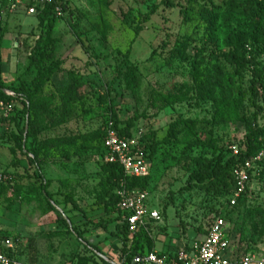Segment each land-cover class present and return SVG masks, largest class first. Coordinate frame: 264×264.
I'll list each match as a JSON object with an SVG mask.
<instances>
[{
  "label": "rangeland",
  "instance_id": "1",
  "mask_svg": "<svg viewBox=\"0 0 264 264\" xmlns=\"http://www.w3.org/2000/svg\"><path fill=\"white\" fill-rule=\"evenodd\" d=\"M15 1L0 0V74L32 98V135L20 137L21 105L0 101V171L11 178L0 188V236L21 259L99 264L76 234L105 261L121 258L134 234L104 195L101 138L112 114L119 129L131 123L128 137L146 156L154 147L144 188L160 215L146 227L151 242L193 244L218 215L237 250L264 253V140L248 158L262 154L259 175L237 207L219 185L191 178L231 147L244 151L251 118L264 129V15L245 13L248 0H61L46 38L45 23ZM53 62L60 69L48 74Z\"/></svg>",
  "mask_w": 264,
  "mask_h": 264
},
{
  "label": "built area",
  "instance_id": "2",
  "mask_svg": "<svg viewBox=\"0 0 264 264\" xmlns=\"http://www.w3.org/2000/svg\"><path fill=\"white\" fill-rule=\"evenodd\" d=\"M32 1V5L24 2ZM54 0H16L11 8L21 5L27 15L36 13V6L52 4ZM56 15L61 14V7L55 6ZM5 93V92H4ZM12 96V93L6 92ZM2 104V103H1ZM8 110L12 106H6ZM105 150L104 162L119 165L127 178H143L150 173V164L142 152L137 139L133 137H120L113 130L108 129L103 140ZM233 156L238 155L235 146L231 147ZM261 153L246 159L239 167L232 171L234 188L228 197L227 206L232 208L239 199L248 195L252 189L254 178L259 175V162ZM11 178L8 173L0 171V185L9 184ZM118 198L117 208L123 213L128 232L136 233L140 228L146 229L148 223L160 220L158 211L148 205V193L144 190L128 189L120 183L116 190ZM15 245L11 239L0 236V264H30L12 257ZM108 262V260H106ZM109 263V262H108ZM112 264V263H109ZM131 264H264V253L243 252L235 248L233 240L227 230L226 221L221 216L213 218L205 235L194 242L188 250H179L175 254H158L148 252L137 255Z\"/></svg>",
  "mask_w": 264,
  "mask_h": 264
},
{
  "label": "trees",
  "instance_id": "3",
  "mask_svg": "<svg viewBox=\"0 0 264 264\" xmlns=\"http://www.w3.org/2000/svg\"><path fill=\"white\" fill-rule=\"evenodd\" d=\"M28 5H32V1L29 2ZM55 6H61V0H54L52 4H45V5H38L36 6V13L32 16L39 18V21L41 23H45V27H47V31L45 33V37L49 38L50 35V28L53 24L54 18H55V12L54 8ZM243 11L245 13H251L255 12L258 15H264V0H248L246 2V6L244 7ZM3 36L0 35V51H1V44H2ZM61 62H53L49 68H48V74H53L60 69ZM0 67H1V57H0ZM4 91H10L12 93V96L6 95ZM9 92V93H10ZM26 99V100H25ZM0 101L3 102H15L19 105H21V108L17 110V112L23 116V118L27 119L28 122V131L25 132V124L23 122V126L20 128V137L24 138V133H26V139L31 138V125H32V116L31 111L33 110V103L32 98L30 95L21 90V88H14V87H7L1 78L0 74ZM13 109H16L15 106H13ZM256 116L251 118L249 120V134L247 136L248 142L245 144L244 151L238 152L237 156H230L226 160H224L221 156H218L215 158L214 165L212 166V163H208L205 165L204 170L201 172V174H195L192 175L191 178L196 180L200 184H204L205 181H208L206 184L208 187H214V186H220L218 191H221V195H226L227 199L231 195L234 184H233V177H232V171L234 168L239 167L246 159H248L250 156L257 153L259 150L262 149V140H264V129L263 127L259 126ZM111 119L113 120V130H116L120 137H128L129 136V130L131 127V123H127L125 128L119 129L118 128V119L117 116L112 114ZM106 132H103L102 134V148H103V140L105 138ZM154 145H157L155 143ZM153 146H149V150H145L146 152H149V156H146V158L149 159L151 156V153L153 151ZM104 153L105 150L103 149ZM104 171L106 173V189L104 190V195L110 198L112 201V204H115L117 213L119 214L118 219L121 222V228L124 230L123 232L127 235L128 227L123 220L122 215L123 213L117 208V202L118 198L116 196V190L119 188L120 183H123L128 189H138V190H144L145 184L147 183L148 176L143 178H127L124 176L122 169L119 167V165L114 163H104ZM36 177L41 180L40 182V191L44 197V199L47 202H50V196L46 192V185H45V179L43 176L39 173H35ZM8 184H1L0 188L7 187ZM242 199H239L237 201V204L233 206L231 209L237 207L238 203L242 201ZM228 202V200H227ZM226 202V203H227ZM218 216V215H217ZM230 237L233 238L232 233ZM122 247L120 249L122 264H131V260L133 257L137 255H143L145 253L151 252L152 250V244L151 240L149 239V232L147 229L140 228L136 233H134L131 240H129L127 237H125ZM136 238V240H135ZM75 239L83 246V248L86 250L87 253H90L94 259L97 260V262L100 264H108L103 259V253L99 250V248L93 246L88 241H86L82 236L76 234ZM16 250V248H15ZM143 250H146L144 252ZM163 255V254H161ZM12 257H15L18 260H21L20 255L18 254L17 250L11 254ZM84 263L87 264L89 262L90 257L85 256ZM25 262V261H24ZM28 263V262H27Z\"/></svg>",
  "mask_w": 264,
  "mask_h": 264
},
{
  "label": "crops",
  "instance_id": "4",
  "mask_svg": "<svg viewBox=\"0 0 264 264\" xmlns=\"http://www.w3.org/2000/svg\"><path fill=\"white\" fill-rule=\"evenodd\" d=\"M205 235V233H203V236ZM203 236H201L200 238H196L197 241L201 240L203 238ZM186 244L188 245V248H190V246L192 245V242H188V241H184L183 242H177L174 241L172 239H170L169 237H164V239L160 237H155V241L152 244V250L151 252H156L158 254H175L177 251V249H180L181 247H185ZM144 252H146V250H143ZM117 258V256L115 257ZM115 261L111 262L112 264H122V259L119 258L117 261L116 259H114ZM109 262V260H108Z\"/></svg>",
  "mask_w": 264,
  "mask_h": 264
},
{
  "label": "water",
  "instance_id": "5",
  "mask_svg": "<svg viewBox=\"0 0 264 264\" xmlns=\"http://www.w3.org/2000/svg\"><path fill=\"white\" fill-rule=\"evenodd\" d=\"M5 93L7 92V91H4Z\"/></svg>",
  "mask_w": 264,
  "mask_h": 264
}]
</instances>
